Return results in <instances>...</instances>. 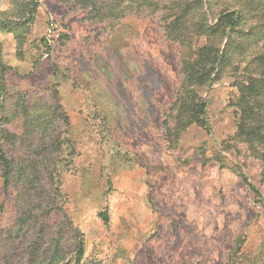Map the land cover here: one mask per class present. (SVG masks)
<instances>
[{
    "label": "rangeland",
    "instance_id": "rangeland-1",
    "mask_svg": "<svg viewBox=\"0 0 264 264\" xmlns=\"http://www.w3.org/2000/svg\"><path fill=\"white\" fill-rule=\"evenodd\" d=\"M37 3L21 47L0 29L5 85L31 104H57L68 123L52 136L74 149L22 143V118H0L17 137L0 138L3 153L42 164L29 182L4 187L0 162V264H39L60 234L58 264L68 263L77 232L83 264H264V160L233 139V76L202 93L208 129L193 124L170 141L180 48L159 19L128 14L110 28L88 23L75 4ZM13 13L12 0H0V14Z\"/></svg>",
    "mask_w": 264,
    "mask_h": 264
},
{
    "label": "trees",
    "instance_id": "trees-1",
    "mask_svg": "<svg viewBox=\"0 0 264 264\" xmlns=\"http://www.w3.org/2000/svg\"><path fill=\"white\" fill-rule=\"evenodd\" d=\"M60 1L86 10L85 20L91 25L104 24L113 28L128 14L152 15L159 19L165 37L180 48V86L165 122L170 141H176L193 124L208 129L206 100L202 93L224 75L231 74L237 90L231 104L237 112L233 139L245 144L250 155L264 160V0ZM12 6L13 14H0V29L12 32L21 47L35 20L38 3L37 0H12ZM40 40L45 51L49 52L45 38ZM6 68L0 49V118L7 113L10 117L22 118L25 127L22 143H26L27 137L32 141L38 139L37 147L50 142L48 146L54 148L56 141H63L68 154L73 152L74 146L69 138L59 140L51 133L58 123H68L60 107L44 100L31 104L23 94H10L5 85ZM0 138L6 141L17 139L4 129H0ZM0 162L4 187L12 184L13 179L17 183L29 182L32 175L39 173L38 165L42 166L28 158L9 159L1 149ZM239 175L254 195L261 198L262 193L249 182L247 175L241 170ZM100 215L107 219L105 212ZM66 237L67 234L54 236L50 241L49 255L39 264L64 261L61 240ZM84 242L83 233L77 232L75 254L64 264H83ZM34 255L35 249L32 248L30 257Z\"/></svg>",
    "mask_w": 264,
    "mask_h": 264
}]
</instances>
